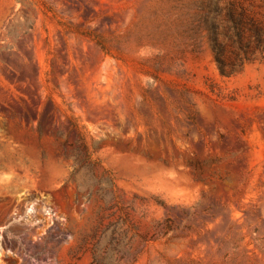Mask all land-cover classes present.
Instances as JSON below:
<instances>
[{
    "label": "rangeland",
    "instance_id": "rangeland-1",
    "mask_svg": "<svg viewBox=\"0 0 264 264\" xmlns=\"http://www.w3.org/2000/svg\"><path fill=\"white\" fill-rule=\"evenodd\" d=\"M0 264H264V0H0Z\"/></svg>",
    "mask_w": 264,
    "mask_h": 264
},
{
    "label": "trees",
    "instance_id": "trees-1",
    "mask_svg": "<svg viewBox=\"0 0 264 264\" xmlns=\"http://www.w3.org/2000/svg\"><path fill=\"white\" fill-rule=\"evenodd\" d=\"M217 63H218V69L222 75H230L231 72H227L226 70H224L222 66V62L218 60V58H217Z\"/></svg>",
    "mask_w": 264,
    "mask_h": 264
}]
</instances>
